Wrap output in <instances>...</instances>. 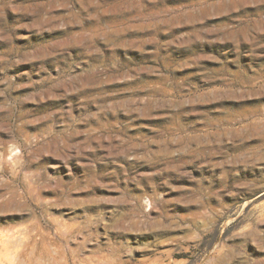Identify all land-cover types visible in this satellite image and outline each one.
Wrapping results in <instances>:
<instances>
[{
  "label": "rangeland",
  "instance_id": "374dc122",
  "mask_svg": "<svg viewBox=\"0 0 264 264\" xmlns=\"http://www.w3.org/2000/svg\"><path fill=\"white\" fill-rule=\"evenodd\" d=\"M0 264H264V0H0Z\"/></svg>",
  "mask_w": 264,
  "mask_h": 264
}]
</instances>
